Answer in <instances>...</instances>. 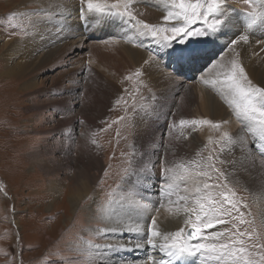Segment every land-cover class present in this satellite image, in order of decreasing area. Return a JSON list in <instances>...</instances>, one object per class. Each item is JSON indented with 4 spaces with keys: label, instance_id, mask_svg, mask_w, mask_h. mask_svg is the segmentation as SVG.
Returning a JSON list of instances; mask_svg holds the SVG:
<instances>
[{
    "label": "rangeland",
    "instance_id": "374dc122",
    "mask_svg": "<svg viewBox=\"0 0 264 264\" xmlns=\"http://www.w3.org/2000/svg\"><path fill=\"white\" fill-rule=\"evenodd\" d=\"M163 1L182 12L173 0ZM102 2L112 9L110 11L117 13L120 22L126 24L129 34L140 37L147 32L148 40L157 46L162 35L154 39L151 32L144 28L146 23L156 28L186 25L193 36L185 38L183 44L174 41L168 47L178 50V53L184 50L186 57L168 77L172 79L170 85L156 86L157 75L146 72L143 65L132 63L115 43L106 40L107 37H88L83 44L74 46L58 56L57 60L37 69L30 66L31 69L19 71L15 65L20 64L21 59L11 58L7 63L14 70L11 75L4 70L2 55L5 45L8 43L9 46L15 40L24 42L28 21L20 17L18 11H12L21 0H0V264H97L90 254L99 251L108 241L106 238L110 234L106 235L109 233L107 229L114 223L105 220L104 207L124 202L123 198L115 194L119 188L123 193L133 196V192H140L143 182H146L144 171L138 172L136 164L132 167L134 156L140 158L139 167L153 157L150 171L157 177L156 169L163 161L161 150L168 134L167 127L175 120L181 124L185 93L190 91L194 96L192 113L196 114L202 108L204 98L198 89L203 87L198 88L197 76H206L205 70L217 59L221 50L213 42L210 43L211 35L219 32L225 23L217 32L197 37V30L206 31L213 22L211 15L207 22L203 16L185 20L182 14L180 18L165 22V15L159 16L161 13L155 5L150 4V0ZM189 2L185 0L186 4ZM74 3L87 7L84 0H74ZM229 9L230 13L234 12L244 21L240 34H251L249 32L255 27L254 22L258 24V20L251 23V19L264 14V0H250L249 3H245V0H223L222 16L218 18L224 19L223 13L228 15ZM80 20L83 23L82 17ZM108 38L125 42L121 37ZM233 39L227 45L232 46ZM105 52L109 55L104 56ZM117 59L121 60V67L124 68V62L127 65L124 68L126 73L121 77L123 80L113 82L111 76L114 73L111 74V70L114 72V67H117ZM164 68L169 71L171 67L168 65ZM189 74L192 76L188 77ZM72 76L77 77L74 86H70L68 81ZM220 100L222 106H232L224 96ZM234 117L228 118L226 123H216L218 127H213L216 132L209 130L208 124L197 123L194 128V133L204 128L208 135V139L205 137L203 140L206 145L200 151L203 162L200 161L199 165L200 171L207 175L198 173L193 176V192H189L188 187L182 189L185 195L196 196V211L183 213L191 221L188 219V228L177 240L184 245L205 243L202 241L205 239L189 240L187 235L191 224L199 223L197 216H203L196 203L197 198H200V203L216 209V217L224 220L223 223H215L213 218L215 227L203 230L209 243L223 242L235 248L244 247L246 252L243 256L256 261V264H264L260 258L264 256V202L260 204L264 194L260 188L254 193L248 188L237 186L228 174H223L224 161L220 155L224 140L237 130L248 128L247 124H243L242 116L237 119ZM199 118V115L195 116L196 120L201 121ZM230 121H234L235 129L224 130V124L229 126ZM197 133L194 136H199ZM252 139L250 137L249 151L255 163L264 165V138L259 133L256 138L258 142ZM180 154L173 152L171 160L182 161ZM38 155L41 158L39 161L35 160ZM82 169L87 170L88 176H93L94 182L83 201L71 204L69 199L75 185L74 178ZM262 170H258L257 175L264 182ZM178 174L182 175V171ZM171 178L168 188L176 185L172 182L174 178ZM125 179L130 180L128 184L124 182ZM180 179L184 182L186 178ZM50 180H57L61 185L59 194H51L48 186ZM79 181H83L82 178ZM205 184L209 185L207 189L204 188ZM128 190L132 193L129 194ZM180 191H176V194L179 195ZM143 193L130 207V213L125 215L132 224L146 217L144 219L148 228L153 218L164 213V207L158 204L153 206L144 189ZM153 201L157 203L158 199ZM95 204L98 205L97 209ZM95 210L98 212L94 215ZM241 219L245 222L241 223ZM207 222L205 219L204 223ZM213 232H223L224 236L213 240ZM241 232L243 236L239 235ZM233 240L243 243L233 245ZM113 250L110 248L102 253L112 255ZM116 258L121 260L120 256ZM135 260L144 262L143 258ZM224 260L231 264L230 258ZM113 264H118V261Z\"/></svg>",
    "mask_w": 264,
    "mask_h": 264
},
{
    "label": "bare ground",
    "instance_id": "6f19581e",
    "mask_svg": "<svg viewBox=\"0 0 264 264\" xmlns=\"http://www.w3.org/2000/svg\"><path fill=\"white\" fill-rule=\"evenodd\" d=\"M84 1L87 2V0ZM92 3L104 6L105 11L103 13H98L94 10L88 11L87 7L76 6L74 0H21V3L18 4L20 6H14L12 11H18L20 17H25L27 19V34L24 38V42L15 40L12 43L9 42V46L8 43L5 45V53H3V55L1 54L5 62V72L10 74L14 73V70L8 65L11 58L21 59L20 64L15 65V68L19 69V71H22V69L25 71V68L29 69L30 66L37 69L38 67L40 68L48 65L55 59L57 60L58 56L65 54L74 46L83 44L88 37H107L106 40L110 43H115L119 48L118 50H122V52L124 51L123 53L132 61V63L143 65L146 72L151 74L155 73L157 75V80L154 85H170L169 83L172 79L168 77H170L174 70L181 66L180 63L185 59L186 52L180 50L178 53V50L157 46L148 40L149 35L147 32L144 35L141 34L140 37H136L133 33L129 34L126 24L120 22L117 13L110 11L112 9L106 7V3H103L102 0H92ZM151 3L155 5L157 10L161 13L159 14L161 17L162 15L167 16L169 13H172L173 16L180 13L179 10L171 8L163 0H150V4ZM229 13L228 15L227 13H223L224 19L226 18L223 28L221 27L222 29L219 30V32L213 34V36L211 35L210 43H214L215 46L221 50L217 55V59L214 60L205 70V74H207L206 76L203 78H201L203 75L197 76V84H199L198 88L203 87L198 89L204 98L202 108L198 109L196 114L194 112L192 113L191 105L194 102V96L190 91L185 93L183 97L185 109L182 110L181 119V121H185V123L177 124L178 121L175 120L170 127H167L168 134L163 142V149L161 150L163 161L156 169L157 177L150 171L154 162L153 157L148 160L147 164L145 163L144 166L139 167L140 164L138 160L140 158L134 156L132 167L136 164L137 171L140 172L143 170L146 175V182H143L141 191L139 192L138 190H135L133 196H129L127 195V192L123 193L120 191L121 188H119L118 192L115 194L117 197L123 198L122 200L124 202L120 201L114 205L107 204L104 207L103 215L105 220L114 223L107 229L109 233H106V235L108 236V234H110L109 236H111L106 238L108 241L99 249V251L90 254L94 262H97V264H113L114 261H118V264H153V262L154 264H228L224 262L225 260L221 261L217 259L216 254L213 253L199 252L195 255H184L180 258L170 257L167 255L166 251L162 252L160 250L159 245L162 243H172L173 237L171 234L179 231L181 228L184 229V232L186 231L189 226V218L186 219L187 217L185 218L183 213L186 212V209H191V207L194 208L196 206L194 202L196 196H187L182 192V189L188 187L189 192L195 190L192 180L194 179L193 176L195 174L203 172L200 171L202 169L199 167L201 164L200 161L203 162L202 153L200 151L206 145L203 140L208 135L204 131V128L199 130L198 133L197 130L194 133V128L197 123L193 125L190 121H198L195 119V116L199 115L202 120L211 121L212 123H209L207 127L209 130L211 129L216 132L212 126L213 123H226V120L232 116H235L234 118L236 119L240 117L237 115L232 103L234 100V94L229 89L228 85L224 83L225 76L223 75V73L231 68V62L233 60L244 68L248 80L251 81L252 85L264 88V14L261 13L257 17L251 19V23L254 22V20H258V24L256 25L254 22L253 26L255 27L249 32L252 33L247 34V42H239L235 46H230L227 45V42L233 39L234 36L238 34L241 35L240 32L243 29L244 21L234 12ZM81 17L83 23L80 20ZM178 18H180V16ZM111 36L121 37L125 42H115L113 39L108 38ZM238 38L239 37H236L237 40ZM103 55L108 56L109 53L105 52ZM115 57L118 56L115 55ZM117 60L118 63L116 64L117 67H114V72L111 70V74L114 73V75L111 76L113 82L123 80L121 77L126 73L124 68H126L127 65L125 62L123 61V68L121 67V60ZM168 65L171 67L169 71L167 68H164ZM77 73L80 74L81 72L77 71ZM98 76L101 77L100 75ZM191 76L192 75L190 74L188 75V77ZM194 78H196V76ZM76 79V76L70 77L68 80L70 81L69 85L74 86ZM100 80H102V77ZM213 81H215V83H213ZM166 90L168 89L166 88ZM222 96H224L227 102L232 105L230 108L220 104V98ZM168 97H170V95H168ZM176 104L175 106H177ZM242 119L243 124H247L248 128L237 130L231 137L224 140L222 144V153L220 156L224 161L223 174H228L237 186L248 188L254 193L260 188L264 194V182L261 177L257 175L258 170L263 169L262 171H264V165L257 162V164L255 163L256 160H254V156L248 148L250 137L253 138L252 140L257 141L260 133V126L256 122L248 120L243 116ZM230 122L229 126L224 124V130L231 131L235 129V126H233L234 121ZM166 125L164 126L166 127ZM196 133L199 136H194ZM170 136L173 140L170 139ZM173 152L182 153L180 154L183 158L182 161L175 159L171 160ZM38 156L35 157V160L37 161H39V159L41 160L40 156ZM194 170L196 171L193 172ZM86 171L82 169V172L80 171L79 175L74 178L75 185L71 190V197L69 199L71 204L78 203L80 200L83 201L84 196H87L90 192L94 178L93 176H88ZM180 171H182V175L178 174ZM160 176L162 177L160 178ZM79 178H82L83 181L80 182ZM170 178H174L173 181H171L176 185L168 188V185H170ZM180 178L186 179L184 182H181L183 179ZM125 180L126 181L124 182H126V184L130 181L129 179ZM48 186H50L49 190L53 196L59 194L61 185L57 180L56 182L50 180ZM143 189L145 190L147 199H149L150 203H153V206L158 204L161 207H164V213L161 215L158 214L156 218H154L156 221L155 225H152V221L150 222L148 220V222L151 223L153 230L159 231L161 234L159 237L155 238L157 244L155 248L147 245L148 228L146 227V221L144 219L146 217H141L136 223H134L136 225L126 220L128 218L125 214L130 213V207L136 202L138 196L144 194ZM128 191L129 194L132 193L131 190ZM176 191H180V194H176ZM136 192L137 196L135 195ZM156 193L158 194L156 195ZM181 197H184L185 199H181ZM157 199V203L153 201ZM262 202H264V197L260 200V204ZM94 206L97 209L98 205L95 204ZM96 212L98 211L95 210L94 215L97 214ZM15 224L17 225V223ZM136 229H139V231H136ZM164 236H168L169 239L165 241ZM118 239L121 241H117ZM202 241L209 243V240L207 239ZM137 244H140L141 247H136ZM110 248H114V253L112 255L102 253V251L110 250ZM116 256H120L121 260H118ZM134 258H143L144 262L137 260L134 261Z\"/></svg>",
    "mask_w": 264,
    "mask_h": 264
},
{
    "label": "snow or ice",
    "instance_id": "6c2138e0",
    "mask_svg": "<svg viewBox=\"0 0 264 264\" xmlns=\"http://www.w3.org/2000/svg\"><path fill=\"white\" fill-rule=\"evenodd\" d=\"M174 3L182 10L181 13H177L173 16L172 13L165 16L163 19L165 22H169L170 20L177 19L181 14L184 16L185 20H189L192 17L199 18L203 16L205 22H207V18L209 15L213 17V22L208 25V29L206 31L201 32L197 30L195 32V36H207L211 33L217 32L220 27L224 23V19L218 18L222 16V8H223V0H190L189 3H185V0H173ZM250 0H245V3H249ZM113 8L116 5H112ZM127 7V6H126ZM87 8L88 11H96L98 13H103L105 11V7L100 4H93L92 0H87ZM190 10V11H189ZM249 15H253V13H249ZM144 28L148 29L151 32L152 37L155 39L157 36L162 35V39L158 40L157 43L161 48H167L171 45L172 42L178 41L179 43H185V38H191L193 36V32L191 29L187 28L186 25L181 26H171L168 28H156V26H149L148 24L144 25ZM167 33H171L168 35ZM248 36L247 35H240L238 40L233 39L231 41V45L235 46L239 42H247ZM139 74V70L137 72ZM225 76V81L229 87V89L234 94L233 105L234 109L238 116H243L248 120H252L256 122L260 126V135L264 138V88L257 87L252 85L251 81L248 80V77L245 73V70L242 66H240L235 60L231 62V68L223 73ZM215 83V81H213ZM181 124L185 123V121H181ZM193 125L196 123L200 124H209L212 123L208 120H201V121H190ZM213 127H218V125L214 124ZM203 175H207V173H202ZM209 187L208 184L204 185V188L207 189ZM200 189L197 188V192ZM181 199H185L181 197ZM209 199L211 197L209 196ZM199 204V212L203 213V216L198 215L197 221L199 223L191 224L190 231L187 233L188 239L193 240H202L207 239L205 235H203L204 229H209L214 227L213 218H215V223H223L224 220L222 218L216 217V209L212 207H206L205 204L200 203V198H197L196 201ZM235 207V204H233ZM186 211H196L195 208L186 209ZM243 213H241V216ZM207 219L208 222L204 223V220ZM241 223L245 221L241 219ZM156 221L153 218L152 225H155ZM202 225V227H201ZM139 231V229H136ZM182 233H184V229L181 228L179 231L172 233L171 236L173 237L172 243H162L159 245L160 250L162 252L167 253L170 257L180 258L184 255H195L198 252L204 253H213L216 254L217 259L223 261L226 257L230 258L231 264H256V261L252 259H248L242 254L246 252L244 247L235 248L230 246L229 243H202L197 242L194 245H184L178 242L177 238L181 237ZM161 234L159 231H154L153 227L150 225L148 227V236H147V245L149 247L155 248L157 246L155 242V238L159 237ZM239 235L243 236L244 233L241 232ZM223 232H213L211 233V238L215 240V238L223 237ZM169 239L168 236H164V240L167 241ZM243 241L240 240H233L232 244H242ZM136 247H141L140 244H137ZM261 260H264V256L260 257ZM154 264V262H153Z\"/></svg>",
    "mask_w": 264,
    "mask_h": 264
},
{
    "label": "water",
    "instance_id": "95a60500",
    "mask_svg": "<svg viewBox=\"0 0 264 264\" xmlns=\"http://www.w3.org/2000/svg\"><path fill=\"white\" fill-rule=\"evenodd\" d=\"M194 240V239H193Z\"/></svg>",
    "mask_w": 264,
    "mask_h": 264
}]
</instances>
